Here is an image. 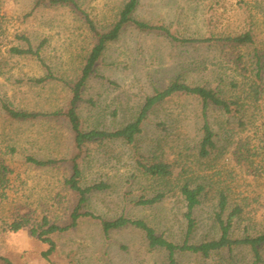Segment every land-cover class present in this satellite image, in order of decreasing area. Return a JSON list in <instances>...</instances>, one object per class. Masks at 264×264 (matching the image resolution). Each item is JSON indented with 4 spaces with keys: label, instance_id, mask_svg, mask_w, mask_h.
<instances>
[{
    "label": "rangeland",
    "instance_id": "obj_1",
    "mask_svg": "<svg viewBox=\"0 0 264 264\" xmlns=\"http://www.w3.org/2000/svg\"><path fill=\"white\" fill-rule=\"evenodd\" d=\"M38 0H0V258L12 264H168V253L150 249L145 234L133 227L106 235L101 222L83 218L76 228L55 234L56 250L32 229L43 220L67 226L78 204L66 186L76 154L74 136L65 120L19 123L1 110L6 102L18 110L55 112L69 101V88L59 81L37 84L46 68L31 55H16L13 47L34 50L58 78L74 82L94 46L83 19L71 9L42 5ZM99 27H108L128 0H77ZM137 17L168 26L178 37L234 36L250 31L254 44L185 45L157 34L128 28L109 45L86 91L80 109L84 128L113 131L133 121L146 97L181 77L190 85L219 88L238 111L227 115L210 108L209 122L218 150L210 158L198 154L201 105L175 96L149 115L134 145L123 141L94 143L81 159L82 185L106 183L90 195L84 212L114 220L121 216L147 222L157 234L181 244L186 238V203L180 193L185 180L207 186L196 209L197 227L191 243L217 239L214 220L218 195L225 190L230 208L243 213L233 223V238L264 233V0H141ZM241 61V62H240ZM259 61L260 66H257ZM247 69H241L242 64ZM93 100L92 106L89 101ZM27 156L64 160L56 167L37 168ZM165 162L173 167L167 180L145 177L137 162ZM5 166L8 171L1 174ZM165 193L156 205L135 204L141 197ZM22 223L14 232L11 226ZM264 264V245L261 249ZM180 264H253L248 248L214 253L209 258L177 254Z\"/></svg>",
    "mask_w": 264,
    "mask_h": 264
},
{
    "label": "trees",
    "instance_id": "obj_2",
    "mask_svg": "<svg viewBox=\"0 0 264 264\" xmlns=\"http://www.w3.org/2000/svg\"><path fill=\"white\" fill-rule=\"evenodd\" d=\"M141 0H128L119 11L115 22L108 27H99L95 20L80 6L77 0H38L36 8L42 5L61 6L71 9L73 13L80 16L87 30L90 32L94 41V46L85 58L84 66L79 77L74 82H68L62 78L56 77L51 69L45 64L41 55L40 49L43 43L33 49L30 40L25 36H20L19 39L24 41L28 48L13 47L10 51L16 55H31L35 56L42 65L46 68L47 74L45 77L34 80L37 84H42L48 81L62 82L69 88L70 98L68 104L55 112H30L18 110L6 102H1V110L5 117L13 122L29 123L36 121L49 120H65L70 127L74 136V147L76 154L70 160L72 175L66 180V186L69 187L78 197L77 207L71 214V221L67 226H59L51 224L47 218L43 220L42 231L32 229L33 235H38L43 243L49 246L46 256L51 255L56 250V243L52 239L55 234L66 232L76 228L79 221L83 218H91L101 222L103 232L108 235L114 230H119L127 227H133L142 231L147 239L150 249H161L168 253V264H180L177 259V254L198 255L204 258L211 257L214 253H219L225 250L233 252L235 248H248L253 256V264H262L263 259L261 249L264 245V233L258 236L245 235L243 238H233L232 229L233 223L238 218L243 210L240 206H235L229 211L230 199L225 190H221L218 195L217 209L214 215V220L219 228L220 236L217 239L204 241L202 243H191L190 238L197 227L195 217L196 209L202 204V198L206 194L207 186L204 183H194L192 180H185L180 186V193L186 203L185 219L187 222L186 238L183 243L175 244L167 240L164 236L157 234L155 229L144 220L129 219L121 216L114 220H107L95 216L90 212H84L83 209L87 205L90 195L105 191L108 185L104 182L92 184L89 186L82 185L83 170L81 159L88 151V147L94 143L104 141H123L128 145H134L137 138L143 133L144 126L150 113L159 105L168 101L172 97L181 95L191 97L197 100L201 105V128L200 140L198 144V154L201 159H208L218 150L216 134L213 131L209 122L208 111L210 108L219 109L227 115L237 113L238 104L234 101H228L224 97V92L219 88H210L202 85H190L183 81L181 77L174 78L163 89H156L151 96L146 97L141 105L137 116L133 121L125 126L113 131L84 128V122L80 115V109L86 102L84 95L90 81L97 77V67L103 59L109 45L120 40L126 29L132 28L140 34H157L167 38L173 43L185 45H213L226 44L232 46H250L254 44V35L252 32L234 36H211L206 38H185L178 37L171 29L163 24H156L137 17ZM241 62V61H240ZM241 69L247 73V69L242 64ZM259 67V61H257ZM89 103L94 106L93 100ZM64 160L47 159L41 160L33 156H27L26 162L37 168H52L56 167ZM139 169L145 177L157 180H167L173 174V167L169 163L156 162L144 163L141 160L137 162ZM1 174L5 175L8 168L2 166ZM165 193H158L151 198L141 197L135 204L142 207L153 206L161 202L165 198ZM23 228L22 223H14L11 229L18 232ZM0 264H12L6 258H0Z\"/></svg>",
    "mask_w": 264,
    "mask_h": 264
}]
</instances>
